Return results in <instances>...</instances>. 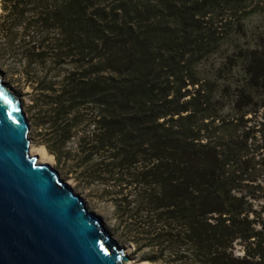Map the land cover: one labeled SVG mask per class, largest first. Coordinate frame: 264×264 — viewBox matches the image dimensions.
<instances>
[{
  "label": "trees",
  "instance_id": "obj_1",
  "mask_svg": "<svg viewBox=\"0 0 264 264\" xmlns=\"http://www.w3.org/2000/svg\"><path fill=\"white\" fill-rule=\"evenodd\" d=\"M1 1L0 41L14 36L27 67H64L26 70L41 143L97 187L134 252L150 264H264V162L248 145L258 133L264 150V33L234 56L232 118L211 115L214 85L195 69L252 13L264 18V0Z\"/></svg>",
  "mask_w": 264,
  "mask_h": 264
},
{
  "label": "water",
  "instance_id": "obj_2",
  "mask_svg": "<svg viewBox=\"0 0 264 264\" xmlns=\"http://www.w3.org/2000/svg\"><path fill=\"white\" fill-rule=\"evenodd\" d=\"M29 131L20 98L0 79V264H125L100 217L30 153Z\"/></svg>",
  "mask_w": 264,
  "mask_h": 264
},
{
  "label": "rangeland",
  "instance_id": "obj_3",
  "mask_svg": "<svg viewBox=\"0 0 264 264\" xmlns=\"http://www.w3.org/2000/svg\"><path fill=\"white\" fill-rule=\"evenodd\" d=\"M2 6L3 4L0 0V13H2ZM15 31L18 32V35L13 46L14 49H17V46L20 43L19 33L21 32V29H15ZM263 33V14L260 12L252 13L245 20L242 33H233L231 36H228L224 40L221 48L216 53L209 55L208 57L198 61L195 64L198 78L206 81H211L214 85L213 99L210 106V112L212 116L232 118L237 114L235 113L236 110L233 109L234 107L231 101V94H229L228 89H225L226 86H230L232 90L234 84H236V81L239 80L243 75V57L239 56L236 57V59L234 56L240 50H245L248 47L257 46L259 43V37ZM9 36L10 35L6 36V38H3L0 41V78L16 94V96L20 98L22 102L23 110L30 124V150L33 149L34 152L32 151V153L36 152V155H38V149L42 147L45 148V146L41 143L42 137L40 135L43 130V126L40 125V122L38 120L40 117L38 116L36 109L32 107V86L28 81L25 80L26 70L31 76L33 73H35V76H37L38 78H43L46 76L45 73L47 71H51V76H54L55 72L53 71V69L58 72L64 67H53L49 65L38 67L34 64L27 67V61L21 55V52L18 53V51L9 49V41H12V39L14 38V36ZM229 57H232L233 61H231V63L229 62ZM49 77L50 75L48 76V78ZM262 94L264 93H261L260 96ZM250 112H252V110ZM257 119L258 118L254 113H248L244 117V120H250L249 122H246L248 126H250L251 124L254 125ZM237 132L240 133L241 131ZM248 145L251 151L255 150V152L258 153V157L256 158V160L264 162V150L261 149L263 143L261 142L260 135L258 133H256L254 137H252L248 141ZM46 152L49 156L47 155L48 157L44 161L58 170L60 176L66 182H68L71 187H73L76 193L82 196V198L86 202L87 208L100 217L104 227L107 229L109 234L114 239H116L117 242L123 247H125L126 243H131L122 238L114 217V209L110 204L102 201L98 197L97 187L95 185H87L77 180L75 174L68 166H64L62 162H58L55 159L54 155L50 154L47 150ZM261 171V173H263V169ZM261 178H263V176H261ZM258 204V206L256 205L257 208H259V206H264V198H262L258 202ZM132 246L134 249L133 244ZM127 256H129V259L125 262V264H136L137 262L150 264L149 262H146L140 258V253L137 254L133 251L130 255Z\"/></svg>",
  "mask_w": 264,
  "mask_h": 264
},
{
  "label": "bare ground",
  "instance_id": "obj_4",
  "mask_svg": "<svg viewBox=\"0 0 264 264\" xmlns=\"http://www.w3.org/2000/svg\"><path fill=\"white\" fill-rule=\"evenodd\" d=\"M0 79H1V78H0ZM30 147H31V145H30ZM32 151L34 152V150H33V149L30 150V153H31V154H36V152H35V153H32ZM37 154H38L37 156L39 157V158H38V161H39L40 163H46L44 160H45L49 155L47 154L45 148L42 147V148L38 149ZM47 155H48V156H47ZM67 184H68V182H67ZM133 251H134V249H133L132 244H131V243H126V245H125V247H124V252H125V254L130 255ZM128 263H131V262H128ZM131 264H132V263H131ZM136 264H148V263L137 262Z\"/></svg>",
  "mask_w": 264,
  "mask_h": 264
}]
</instances>
